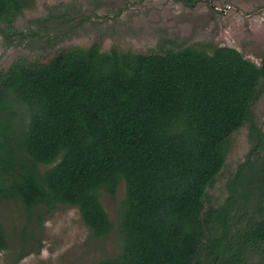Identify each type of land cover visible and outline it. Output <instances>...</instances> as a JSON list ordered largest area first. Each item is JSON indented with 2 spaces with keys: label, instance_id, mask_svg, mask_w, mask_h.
<instances>
[{
  "label": "trees",
  "instance_id": "obj_1",
  "mask_svg": "<svg viewBox=\"0 0 264 264\" xmlns=\"http://www.w3.org/2000/svg\"><path fill=\"white\" fill-rule=\"evenodd\" d=\"M34 3L0 0L6 45L26 36L14 22ZM262 84L264 53L256 64L230 45L102 50L95 39L44 61L18 55L0 71V203L21 202L28 222L77 206L101 237L114 224L101 195L123 181L119 250L93 264H264ZM245 124L249 149L211 202Z\"/></svg>",
  "mask_w": 264,
  "mask_h": 264
},
{
  "label": "rangeland",
  "instance_id": "obj_2",
  "mask_svg": "<svg viewBox=\"0 0 264 264\" xmlns=\"http://www.w3.org/2000/svg\"><path fill=\"white\" fill-rule=\"evenodd\" d=\"M14 24L26 36L15 34L16 43L6 45L0 33V71L18 55L44 61L59 50L85 47L95 39L102 50L115 46L158 51L193 44L210 51L216 45H230L256 64L264 53V0H200L191 7L175 0H35ZM259 92L252 110L264 130V84ZM247 130L245 124L233 133L222 174L210 190L211 202L226 196L225 177L250 146ZM123 186L121 181L114 199L101 195L114 220L112 230L101 237L92 234L77 206L59 204L42 220L34 217L28 222L21 202L2 201L6 245L0 248V264H93L116 253L120 247L116 209ZM259 251L254 249V258H259Z\"/></svg>",
  "mask_w": 264,
  "mask_h": 264
}]
</instances>
